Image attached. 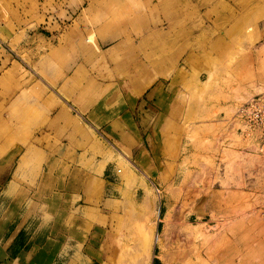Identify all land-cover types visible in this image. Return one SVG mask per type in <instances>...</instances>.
I'll list each match as a JSON object with an SVG mask.
<instances>
[{"label":"rangeland","instance_id":"rangeland-1","mask_svg":"<svg viewBox=\"0 0 264 264\" xmlns=\"http://www.w3.org/2000/svg\"><path fill=\"white\" fill-rule=\"evenodd\" d=\"M236 1L241 4L223 11L213 10L216 1L207 0L210 15H206L205 6L202 16L190 8L192 16L177 24L178 31L179 26L188 25L196 29L194 34L213 35L132 36L110 38L109 44L102 45L104 37L88 35L92 24L86 2L0 0V117L5 119L0 125V159L9 156L11 150L24 149L26 131L20 130L24 126H30L32 132L38 130L36 124L43 128L36 136L43 134L44 138L30 155L31 164L38 170L42 142L45 153L57 154L59 147L74 146L79 141L81 135L65 127L71 125L70 120H57L51 109L52 98L65 99L60 95L61 86L69 82L68 77L62 79L65 72L75 90L80 85L86 90L84 97L90 91L98 102L111 101L118 81L125 76L128 90L123 86L122 95L137 97L127 100L125 110L134 113L142 146L152 161L145 167H134L130 162L119 165L126 193L123 215L113 219L112 243L114 251L118 250L113 264H147L145 240L157 208L160 239L154 245L151 264H264L261 132L249 129L239 114L240 107L254 97L264 104V0ZM150 27L157 28L155 24ZM200 27L205 32L198 31ZM236 28L238 31H232ZM76 33L86 51L96 56H87L74 47ZM116 42L120 43L117 47ZM154 44L160 61L156 70L148 65ZM180 47L202 54L203 65L193 68L188 87L193 93L190 115L181 127H167L166 132L171 133L164 142L165 135L154 130L159 120L153 113L157 111L153 95L160 83L151 76L172 75L168 62ZM118 68L123 70L118 72ZM145 70L150 73L148 77ZM201 73L209 76L202 88L197 84ZM65 100L70 116H80L105 145L119 147L104 126L95 127L90 122L89 112L80 111L72 98ZM212 101L229 106L216 107ZM171 103L172 112L184 116V101L173 98ZM11 105L17 108L16 121L10 114ZM222 110L226 119L216 123ZM199 121L203 122L198 125ZM6 125L19 129L11 132ZM18 159L19 155L0 181V192L13 177Z\"/></svg>","mask_w":264,"mask_h":264},{"label":"crops","instance_id":"crops-1","mask_svg":"<svg viewBox=\"0 0 264 264\" xmlns=\"http://www.w3.org/2000/svg\"><path fill=\"white\" fill-rule=\"evenodd\" d=\"M206 24L211 25L213 22L206 21ZM222 34H218L217 37ZM173 35L187 38L193 35L213 34L176 33ZM159 37L162 36L143 38ZM73 39H75V48L82 49L87 56H96L82 46L78 33ZM107 41L110 43L111 39L107 38ZM115 44L116 47L120 45L117 42ZM156 48L154 44L153 53H149L152 62L148 63L154 70L160 64ZM202 59V54L199 56L192 50L187 51L180 47L177 54L170 57L168 62L170 63L168 70L173 69L172 75L170 73L167 78L166 76L162 78L160 74L156 78L157 73H153L151 76L157 84L160 83L159 89L155 90L153 95L154 109H157L153 113H156L159 120L158 126L154 125V130L165 135L164 142L168 140L166 135L171 133L166 132L167 127H177V125L181 127L184 119L190 115L193 93H189L188 87L191 86L193 68L202 66ZM118 70L123 69L118 68L116 71ZM146 70L144 75L147 72L148 77L150 73L148 74L149 71ZM41 73L45 74V72ZM65 77H68L70 83L71 77L68 72L62 75V79L64 80ZM197 79V84L201 88L209 82V76H204L203 73ZM126 82H128L127 76L119 80L112 100L104 103L96 101L90 95V91L89 96L84 97V88L81 89L79 85L75 90L73 85L68 83L74 89L71 97L73 103L83 113L89 112L87 117L95 127L104 126L106 133L119 144L117 149L98 140L80 116L69 115L66 109L65 99L67 98H52L51 109L54 108L57 120L67 117L71 125L65 127L80 134L81 137L78 142H74V146L59 147L57 154L45 153V144L42 142L40 170L36 164H31L30 155L34 148H39V142L44 138L43 134L42 137L36 136L43 128L38 124H36L38 130L35 132H32L33 129L30 126L20 128L26 131L24 149L19 147L13 152L11 150L9 156L0 159L1 181L19 155L13 177L0 192V264H113L117 260L118 250L114 251L112 243L113 219L115 216L119 220L123 215L126 193V180L122 176L123 171L119 165L130 162L134 167H145L150 164L149 161H152L142 146L134 113L125 110L127 100H137L135 95L128 97L122 95L123 92L120 89L123 86L128 90ZM51 84L55 86L56 83L51 82ZM76 91L79 92L78 95L74 94ZM173 92L175 97H172ZM173 98L184 101L182 103L184 116L180 117L172 112ZM210 103L216 107L229 106L224 102ZM80 107H83V110ZM10 109L13 121H16L17 108L11 105ZM224 112L226 111L222 110L216 116L218 118L216 123L226 119V114H222ZM0 118L3 119L0 125L4 124L5 119ZM200 122L203 121H199L198 125L201 124ZM15 128L7 127L11 132H16ZM115 228L117 229V222ZM151 261L152 259L148 261L146 255V263L151 264Z\"/></svg>","mask_w":264,"mask_h":264},{"label":"bare ground","instance_id":"bare-ground-1","mask_svg":"<svg viewBox=\"0 0 264 264\" xmlns=\"http://www.w3.org/2000/svg\"><path fill=\"white\" fill-rule=\"evenodd\" d=\"M215 1L216 4L214 5L215 8L213 10L222 9L223 11H226L230 9L229 7L233 6V4L235 8L238 4H241L236 0L234 3H231V0ZM83 2H86L90 9L92 25L88 35L104 37L105 39L103 38L102 45L109 44L106 37L166 36L176 34L180 31L183 34L186 33L192 35L196 30L193 27L187 28L181 25L179 26L180 30L178 31L177 29V24L183 23L186 21V17L191 15L189 13L190 8H192L195 14L199 16H202L201 13L204 6L208 8L207 16L212 13L210 8L206 6L207 0H79V5L83 4ZM194 2H196L197 5L192 7L191 4ZM117 17L125 19L118 20ZM114 18L118 21H114ZM151 24H155L157 28L151 29ZM200 28L201 30H197L205 32L203 27ZM232 31H238V29L236 28ZM68 83L69 82H65L63 84L60 93V95L67 99L72 97L71 92L74 91ZM158 219L159 208L156 210L155 219L151 226V231H149L150 235L149 237L147 236V239L145 240L148 261L152 259L154 245L160 239L159 231L157 230Z\"/></svg>","mask_w":264,"mask_h":264},{"label":"built area","instance_id":"built-area-1","mask_svg":"<svg viewBox=\"0 0 264 264\" xmlns=\"http://www.w3.org/2000/svg\"><path fill=\"white\" fill-rule=\"evenodd\" d=\"M246 126L257 128L261 132L260 149L264 152V104L258 98H252L239 109Z\"/></svg>","mask_w":264,"mask_h":264}]
</instances>
